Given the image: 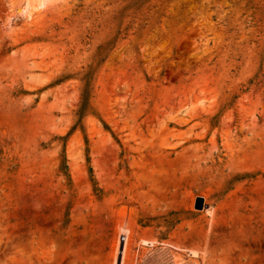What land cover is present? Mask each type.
Here are the masks:
<instances>
[{
  "label": "rangeland",
  "instance_id": "1",
  "mask_svg": "<svg viewBox=\"0 0 264 264\" xmlns=\"http://www.w3.org/2000/svg\"><path fill=\"white\" fill-rule=\"evenodd\" d=\"M121 227L264 264V0H0V264Z\"/></svg>",
  "mask_w": 264,
  "mask_h": 264
},
{
  "label": "bare ground",
  "instance_id": "2",
  "mask_svg": "<svg viewBox=\"0 0 264 264\" xmlns=\"http://www.w3.org/2000/svg\"><path fill=\"white\" fill-rule=\"evenodd\" d=\"M46 1L47 0H33V4L37 9L42 7ZM119 232L122 238L120 236L115 242V254L112 264H126L125 257L129 249L128 247H130V230L121 227ZM135 245L138 252H141L139 253L141 254V258L133 262V264H202L201 261L199 262L196 252L186 250L176 243L160 242L156 239H145L140 240ZM137 258L138 255L136 260Z\"/></svg>",
  "mask_w": 264,
  "mask_h": 264
}]
</instances>
